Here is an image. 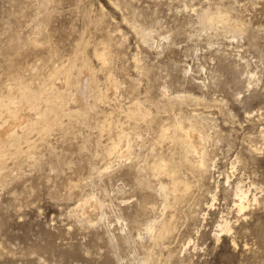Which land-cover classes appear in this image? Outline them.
Segmentation results:
<instances>
[{
	"label": "rangeland",
	"instance_id": "374dc122",
	"mask_svg": "<svg viewBox=\"0 0 264 264\" xmlns=\"http://www.w3.org/2000/svg\"><path fill=\"white\" fill-rule=\"evenodd\" d=\"M220 11L242 32L203 23ZM84 59L92 94L110 77L117 89L109 103L90 97L85 111L69 100L73 82L66 115L0 164V264H264V0H0L1 99L17 102L22 87L38 91L46 80L57 88L64 74L53 72L74 67L76 77ZM135 102L151 112L139 126L122 112ZM177 121L209 135L212 168L191 202L164 209L158 185H171L155 165L175 153L178 163L181 151L159 134ZM121 124L133 146L122 159L106 148ZM240 181L251 189L243 213ZM85 195L103 209L77 210ZM171 213L173 235L152 249L147 224ZM223 222L230 233L220 234Z\"/></svg>",
	"mask_w": 264,
	"mask_h": 264
},
{
	"label": "bare ground",
	"instance_id": "6f19581e",
	"mask_svg": "<svg viewBox=\"0 0 264 264\" xmlns=\"http://www.w3.org/2000/svg\"><path fill=\"white\" fill-rule=\"evenodd\" d=\"M215 22L223 23L224 26L229 31H234L235 33L242 32L241 25L231 21L226 15L221 13V11L216 15H212V16L205 15L203 23L212 26L214 25ZM141 33L143 35V39L148 38L149 36L148 33L146 32H141ZM106 54H107L106 51L96 54V57L102 63L101 65L103 66H105L108 63V60L106 59ZM74 55H78V54H74ZM80 58L83 59V56L82 57L80 56ZM88 61L84 59L83 66L79 68L78 72L76 71L77 72L76 77H74L73 75L74 73H72L74 67L69 68L67 70L64 69L67 66L63 68L64 70L56 69L55 72H53L52 76L50 77H52L51 79H53L54 77L58 78L59 75L64 74L62 76L63 78H60L59 81L60 85L58 86L59 88L58 87L56 88L55 86L56 83L54 81H52V83H47L46 82L47 80L44 76L46 80L45 82L47 84L44 82L43 86L38 91L22 87L19 90V96L17 102L12 101L11 98L9 99H3V97L2 99L0 98V164H3L5 161H7L6 159L9 156V154L12 157V155L16 156L19 154L21 155V153H23L25 149H23L21 145L24 142L27 144L30 143L29 135L31 131L35 129H41L42 132L40 133L47 134L49 131H51V129H53L52 128L53 123L57 124V122L60 121L58 120L59 116L60 119H62L61 114L63 112L65 113L64 104L68 102L67 101L68 100L67 93L69 92L68 88L69 86L74 84L73 82L77 84V88H75L76 87L75 84L74 88L76 89V92H74L75 94L69 97V100L73 103L79 104L82 107V110L84 109L85 111L87 110L85 108V106L87 107L85 103H88V101H90L88 100L90 97H94L95 100L94 102H103L104 104L110 100L109 91L117 87L115 80L112 77L108 79L109 84L106 92L99 90L95 94H92L91 92H93L92 91L93 82L95 80L96 75H95V70L92 68L91 63H89ZM70 63L72 64L74 62H70ZM72 77L74 78L72 79ZM23 83L24 82H22V84ZM43 104L45 105L44 109L41 108ZM143 104L135 102L133 105L128 107L126 111H122L124 117H126L128 121L135 122L136 126H139L142 123H144L145 120L148 119L149 116L151 115V112L149 111L150 109L148 110V108H146V106ZM69 112H70L68 113L69 115L73 113V111L71 110H69ZM80 112L81 110L77 112L78 116H83L86 113L84 111H83L84 113L83 112L80 113ZM32 116L33 117L36 116V119H34ZM107 121H110V119H108ZM110 127L111 124L103 126L102 129L110 128ZM119 128L120 130L119 133H117L118 134V140H116L117 142H113V143L110 142V144H107L108 146L106 144L105 145L107 146L106 148L108 151V155L110 157L115 156L117 158L122 159V158H126L128 155L131 154L133 148L132 137H131L132 133L126 132V129L123 127L122 124ZM160 133L161 134L159 135L162 142L164 141L166 142V140L171 139L173 143L176 146H178L181 151L180 157L178 158L179 159L178 163L175 161L176 158L175 157L176 153H175L169 161L166 160L168 157L165 159L162 156L163 158H160L155 165V168L165 173V176L168 178L171 185L170 189L162 181H160L158 185L159 186L158 193L164 195L165 197L164 209H166L167 207H171V209H174L175 207L184 204L185 202H189V201L191 202V200L195 196L194 194L195 188H197L200 181H202V177L205 174H207L212 168L208 162V158H207L208 154L206 152V147H205V143L209 135L206 133V131L203 130V128L202 129L198 128L197 125L194 124L190 126H185L182 121H177L176 123H174L173 129H171L170 127H163ZM13 149L14 151H12ZM172 150L174 151V149ZM212 164H214L215 166V162ZM109 169H111V165L108 168H106V171H108ZM190 176L193 178V181H191ZM229 182H230V177L228 176L226 183L229 184ZM250 193H251V189H245L241 181L237 183L234 189V196L237 202L235 205L239 213H243L244 211H246V209L250 205ZM170 199L171 202L169 201ZM213 201H215V196L213 197ZM254 201H257V198L255 196H254ZM212 206L213 204L210 205L209 207ZM103 207L104 204L102 203V201L98 200V198H96L93 195H87L86 198L83 199V204L78 205L77 210H82L83 213L86 215L87 213H89L88 209L102 210ZM176 210L178 211L177 208ZM175 218H176L175 215L171 213L167 218H164V220H160V221L153 220L152 222L147 224L145 230L148 234L151 235L152 249H154L155 247H162L163 245L165 246L167 240L171 238L175 230V224H176ZM159 222L161 224L159 228H157L158 225L157 223ZM219 228H220V234L230 233L232 231V226L228 222H223L222 224L219 225ZM220 234H218V239H220L221 236ZM142 264H146V263L144 262Z\"/></svg>",
	"mask_w": 264,
	"mask_h": 264
}]
</instances>
